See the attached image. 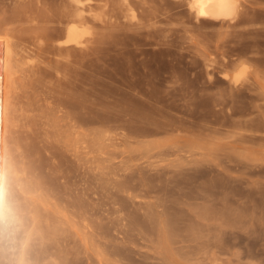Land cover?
I'll use <instances>...</instances> for the list:
<instances>
[{
  "label": "rangeland",
  "instance_id": "rangeland-1",
  "mask_svg": "<svg viewBox=\"0 0 264 264\" xmlns=\"http://www.w3.org/2000/svg\"><path fill=\"white\" fill-rule=\"evenodd\" d=\"M168 1L83 0L97 17L81 58L49 45L68 0H0V32L22 42L21 52L9 37L15 68L0 52V264H264V0H239L232 21L197 19L189 0ZM122 99L163 107L154 115L165 129L126 141Z\"/></svg>",
  "mask_w": 264,
  "mask_h": 264
},
{
  "label": "bare ground",
  "instance_id": "bare-ground-1",
  "mask_svg": "<svg viewBox=\"0 0 264 264\" xmlns=\"http://www.w3.org/2000/svg\"><path fill=\"white\" fill-rule=\"evenodd\" d=\"M62 1V0H61ZM64 1H67V0H64ZM89 1V0H88ZM87 1V2H88ZM158 1V0H157ZM168 1V0H167ZM170 1V0H169ZM168 1V2H169ZM184 1V0H183ZM183 1H182V4H183ZM84 2H86L85 0H84ZM83 2V0H68V3L67 4H65V5H61V7L62 6H64V8H62L60 11H59V15L60 16H62V19H59V21L58 22H60V24H62V27H61V29H60V34H59V32H58V34L60 35L59 37H64V39L63 38H61L62 40H60L59 38H57L58 37V34H53L52 36L54 37V38H52V36H51V38H52V40H51V42H49V45L51 44L52 45V42H56V43H54L53 44V46L55 47V49L57 50V52H59V53H61V54H68V55H72L71 57H73V54L75 55V53H77V52H79V54H77L78 56H80L81 58H84L85 56H86V53L88 52H86V50L89 48L90 49V44L91 43H93L94 44V41H92V40H95V38H93V39H91V36L94 34L93 32L96 30V29H94L93 28V26H92V28L94 29V31H92V28H91V26H90V20H91V18H96L97 17V14L96 13H93L91 10L93 9L92 7H91V5L89 6V8L91 7L92 9L90 10V11H88L86 8V6H85V3ZM86 2V3H87ZM131 2V1H130ZM160 2V1H159ZM126 3V2H125ZM129 3V2H128ZM171 3H173V2H171ZM185 3V2H184ZM189 7H190V10L191 11H193V13H194V15H195V17L197 18V19H201V18H208V19H216V20H226V21H232V20H235L236 18H237V16H238V11H239V9H238V7H239V0H189ZM127 4V3H126ZM130 4V3H129ZM160 4V3H159ZM165 4V3H164ZM164 4H163V7H165L164 6ZM169 4V3H168ZM175 4V3H174ZM87 5H89V4H87ZM128 5V4H127ZM94 6V5H93ZM158 6V5H157ZM159 7V6H158ZM178 7V6H177ZM180 7V6H179ZM187 7V6H186ZM127 8V7H126ZM130 8V7H129ZM131 8H132V6H131ZM166 8V7H165ZM181 8V7H180ZM183 8V7H182ZM163 9V12L164 11H166V12H164V15H167V9L166 10H164V8H162ZM134 10V9H133ZM161 10V9H160ZM23 11V10H22ZM94 11H95V9H94ZM184 11V10H183ZM60 12H61V14H60ZM97 12V11H96ZM172 12V11H171ZM179 12V11H178ZM126 13H128V11L126 12ZM132 13H134V16H136L135 15V12L133 11L132 12V10H131V12H130V14H132ZM185 13V12H184ZM58 14V13H57ZM169 14H171V13H169ZM16 15V14H15ZM128 15V14H127ZM133 15V14H132ZM132 15H131V17H132ZM21 16V15H20ZM32 16V15H31ZM99 16V15H98ZM100 16H101V14H100ZM99 16V17H100ZM123 16V15H122ZM23 17V16H22ZM17 18V17H16ZM61 18V17H60ZM22 19V18H21ZM134 19V18H133ZM136 19V18H135ZM194 19V18H193ZM243 19V18H242ZM249 19V18H248ZM255 19V18H254ZM18 20V19H17ZM25 20H26V16H25ZM34 20V19H33ZM246 20V19H245ZM7 21V20H6ZM32 21V20H31ZM93 21V20H92ZM95 21V20H94ZM196 21V20H195ZM201 21V20H200ZM206 21H207V19H206ZM243 21V20H242ZM26 22V21H25ZM205 22V21H204ZM203 22V23H204ZM234 22V21H233ZM16 23V22H15ZM149 23V22H148ZM148 23H145V24H142V25H133L134 27H128V28H134V29H136V30H138V28L140 29H143V27L146 29V27H148ZM239 23H240V21H239ZM59 24V25H60ZM114 24V23H113ZM124 24V23H123ZM128 24H131V22L130 23H128ZM133 24V23H132ZM148 24V25H147ZM155 24V23H154ZM154 24H152V25H154ZM157 24V23H156ZM200 24V23H199ZM242 24V23H241ZM240 24V25H241ZM249 24V23H248ZM31 25V24H30ZM46 25V24H45ZM97 25V24H96ZM125 25H127V24H125ZM203 25V24H202ZM236 25V24H235ZM11 26V25H10ZM32 26V25H31ZM41 26V25H40ZM95 26V25H94ZM150 26H151V23H150ZM157 26V25H156ZM161 26V25H160ZM185 26V25H184ZM1 27V26H0ZM23 27V26H22ZM47 27V26H46ZM98 27V26H97ZM151 27H153V26H151ZM159 27V26H158ZM162 27H164V26H162ZM191 26H189V28H190ZM18 28H20V27H18ZM29 28V27H28ZM33 28V27H32ZM126 28V27H125ZM185 28V27H184ZM192 28V27H191ZM1 29V28H0ZM6 29V28H5ZM47 29H49V28H47ZM55 29V28H54ZM99 29V28H98ZM151 29V28H150ZM150 29H149V32H150ZM159 29H161V28H159ZM164 29H166L165 27H164ZM164 29H162V30H164ZM196 29V28H195ZM14 30H15V28H14ZM30 30V29H29ZM117 30V29H116ZM123 30V29H122ZM132 30V29H131ZM162 30H160V31H162ZM167 30V29H166ZM198 30V29H197ZM20 31V30H19ZM49 31V30H48ZM127 31V30H126ZM126 31H125V33H126ZM154 31V30H153ZM152 31V32H153ZM207 31V30H206ZM8 32H10V31H8ZM44 32V33H43ZM42 33L44 34V35H42L41 34V32H40V35H42L43 37H45V35L47 34V32L46 31H43ZM45 32H46V34H45ZM103 33H104V31H102ZM139 32H141V31H139ZM143 32V31H142ZM145 32V31H144ZM143 32V33H144ZM148 32V33H149ZM167 32V31H166ZM166 32H159L158 33V36L157 37H159L160 38V42H162L163 44H165V41H167V40H163V38L164 39H166V36H167V34H166ZM223 32V31H222ZM239 32V31H238ZM241 32V31H240ZM25 33V32H24ZM151 33V32H150ZM155 33V32H154ZM156 33H157V30H156ZM161 33V34H160ZM224 34H225V32H223ZM242 33V32H241ZM240 33V34H241ZM0 34L2 35L1 37H2V39L0 38V52L3 50V48L4 49H7V51H6V53H5V57L3 58L4 60L2 61V63L4 62H6V66H9V67H11V68H15L16 67V63L18 62L17 60H19L18 58H16V56L14 55V51H15V49L16 48H10L11 47V45H13V44H11L10 43V40H9V37L10 38H14L13 40H12V42H14V44H16V47L18 46V50H20L21 48L19 47V46H22V42H21V39H19V40H17V38H15L14 36L12 37V35L11 36H9V34L7 35V36H5L4 34L5 33H1L0 32ZM28 34V33H27ZM27 34H26V36H27ZM52 33L51 32H49V35H51ZM130 34V33H129ZM146 34V33H145ZM160 34V35H159ZM244 34V33H243ZM246 34V33H245ZM38 35H39V33H38ZM38 35H36V37H38ZM48 35V36H49ZM54 35H56L57 37H55ZM61 35H63V36H61ZM151 35V34H150ZM153 35V34H152ZM155 35V34H154ZM153 35V36H154ZM220 35V34H219ZM3 36H5V37H8V40H9V42L7 43V38H4ZM29 36H31V35H29ZM32 36H34L33 34H32ZM42 36H40V38L42 37ZM95 36V35H94ZM147 36H149V35H147ZM221 36V35H220ZM240 36V35H239ZM242 36V35H241ZM155 37V36H154ZM243 37V36H242ZM247 37V36H246ZM28 37H26V39H27ZM40 38H38V39H40ZM158 38V39H159ZM240 38V37H239ZM238 38V39H239ZM245 38V37H244ZM30 39H31V41H35V40H32L33 38L32 37H30ZM37 39V40H38ZM42 40L44 39L45 40V38H41ZM50 39V38H49ZM246 39V38H245ZM244 39V40H245ZM4 40H6V41H4ZM17 40V41H16ZM29 40V39H28ZM47 42L48 41H50V40H48V37H47ZM115 40V39H114ZM136 40V39H135ZM232 40V39H231ZM234 40H236V39H234ZM244 40H242V41H244ZM254 40V39H253ZM2 41H4V43H5V47H3V42ZM99 41V44H98V46H100V43L102 44V42L104 43L106 40L104 39V38H102V39H100V40H98ZM127 41V40H126ZM145 41V40H144ZM158 41V42H159ZM250 41V40H249ZM257 41V40H256ZM255 41V42H256ZM28 42H30V40L28 41ZM32 42V44L34 45L35 44V42L33 43ZM46 42V43H47ZM115 42V41H114ZM122 42V41H121ZM235 42V41H234ZM237 42V41H236ZM246 42V41H245ZM251 42V41H250ZM249 42V43H250ZM18 43V44H17ZM37 43V42H36ZM45 43V44H46ZM108 43V42H107ZM112 43V42H111ZM169 43V42H168ZM253 43V42H252ZM7 44H9V45H7ZM21 44V45H20ZM122 44V43H121ZM128 44V43H127ZM157 44H160V43H157ZM238 44V43H237ZM245 44V43H244ZM257 44H258V42H257ZM97 45V44H96ZM114 45V44H113ZM116 45V44H115ZM225 45V44H224ZM47 46V45H46ZM52 46V48H54ZM180 46V45H179ZM251 46V45H250ZM13 47H14V45H13ZM37 48H38V46H36ZM157 47H159V46H157ZM174 47V46H173ZM176 47V46H175ZM226 47H227V45H226ZM229 47V46H228ZM50 49L49 48V46H47L46 48H43V49ZM97 48V47H96ZM95 48V49H96ZM105 48V47H104ZM182 48V47H181ZM235 48V47H234ZM254 48V47H253ZM54 49V50H55ZM121 49V48H120ZM126 49V48H125ZM161 49V48H160ZM227 49H229V48H227ZM233 49V48H232ZM17 50V54L16 55H19V52L22 50H20V51H18ZM36 50V49H35ZM91 50H92V48H91ZM127 50V49H126ZM239 50V49H238ZM5 51V50H4ZM37 51H39V50H37ZM51 51H53V49L51 50ZM97 51V50H96ZM164 51V50H163ZM223 51H225V50H223ZM240 51V50H239ZM22 52V51H21ZM40 52V51H39ZM45 52V51H44ZM37 53V52H36ZM41 53H43V52H41ZM49 53V52H48ZM59 53H58V55H59ZM119 53V52H118ZM145 53H146V51H145ZM157 53V52H156ZM160 53V52H159ZM175 53H176V51H175ZM226 53V52H225ZM21 54H23V53H21ZM52 54H54V53H52ZM120 54V53H119ZM158 54V53H157ZM166 54V53H165ZM168 54V53H167ZM166 54V55H167ZM177 54H179V53H177ZM238 54V53H237ZM243 54V53H242ZM88 55V54H87ZM112 55V54H111ZM133 55V54H132ZM182 55V54H181ZM184 55V54H183ZM226 55H228L227 53H226ZM239 55V54H238ZM248 55V54H247ZM1 56H3V55H1ZM24 56V55H23ZM23 56H22V58H23ZM26 56V55H25ZM51 56V55H50ZM154 56V55H153ZM177 56V55H176ZM18 57V56H17ZM19 57H20V55H19ZM101 58H102V56H100ZM112 57V56H111ZM164 57V56H163ZM168 57V56H167ZM170 57V56H169ZM230 57V56H229ZM243 57V56H242ZM241 57V58H242ZM252 57V56H251ZM6 58V59H5ZM53 58V57H52ZM100 58V59H101ZM113 58V57H112ZM111 58V59H112ZM178 58V56L176 57V59ZM254 57H252V59H253ZM160 59H162V58H160ZM230 59V58H229ZM53 60V59H52ZM60 60V59H59ZM116 60V59H115ZM170 60V59H169ZM175 60V59H174ZM178 60V59H177ZM237 60V59H236ZM239 60V59H238ZM242 60V59H241ZM255 60H256V58H255ZM258 60V59H257ZM260 60V59H259ZM40 61H41V59H40ZM39 61V62H40ZM55 61H57V60H55ZM119 61V60H118ZM176 61V60H175ZM179 61V60H178ZM134 62V61H133ZM146 62V61H145ZM212 62V61H211ZM214 62V61H213ZM239 62V61H238ZM241 62V61H240ZM244 62V61H243ZM66 63V62H65ZM113 63V62H112ZM164 63V62H163ZM171 63V62H170ZM223 63V62H222ZM225 63H226V65H227V62L225 61ZM225 63H223V64H225ZM230 63H231V61H230ZM229 63V64H230ZM50 64V63H49ZM68 64V63H67ZM116 64V63H115ZM138 64V63H137ZM167 64V63H166ZM176 64V63H175ZM1 65V64H0ZM74 65V64H73ZM155 65V64H154ZM167 65H169V64H167ZM176 65H178V64H176ZM211 65V64H210ZM221 65V64H220ZM237 65V64H236ZM238 65H241V64H238ZM47 66V65H46ZM46 66H44V67H46ZM67 66V65H66ZM170 66V65H169ZM214 67L213 68H215V64L213 65ZM224 66V65H223ZM59 67V65L57 66V68ZM61 67V66H60ZM141 67V66H140ZM155 67V66H154ZM173 67V66H172ZM211 67H212V65H211ZM217 67V66H216ZM228 67V66H227ZM226 67V68H227ZM30 68V67H29ZM54 68V67H53ZM57 68H56V70H57ZM131 68V67H130ZM221 68V67H220ZM43 69V68H42ZM60 69V68H59ZM62 69V68H61ZM65 69V68H64ZM69 69V68H68ZM67 69V70H68ZM153 69V68H152ZM167 69V68H166ZM218 69H219V67H218ZM3 70V69H2ZM11 70H13L14 71V69H11ZM44 70V69H43ZM55 70V69H54ZM136 70V69H135ZM159 70V69H158ZM173 70V69H172ZM211 70V69H210ZM221 70V69H220ZM27 71V70H26ZM59 71H61V70H59ZM171 71V70H170ZM29 72V71H28ZM38 72H39V70H38ZM51 72H54V71H52V69H51ZM57 72H58V70H57ZM57 72H55V73H57ZM106 72V71H105ZM108 72V71H107ZM139 72V71H138ZM41 73H43V72H41ZM50 73V72H49ZM53 74V73H52ZM83 74V73H82ZM50 75V74H49ZM109 75V74H108ZM111 75V74H110ZM151 75V74H150ZM24 76V75H23ZM125 76V75H124ZM143 76V75H142ZM54 77V76H53ZM108 77V76H107ZM113 77H115V76H113ZM131 77V76H130ZM138 77V76H137ZM111 78V77H110ZM144 78V77H143ZM159 78V77H158ZM41 79V78H40ZM75 79V78H74ZM81 79V78H80ZM112 79V78H111ZM147 79V78H146ZM162 79V78H161ZM15 80V79H14ZM24 80H26V79H24ZM106 80V79H105ZM110 80V79H109ZM140 80V79H139ZM150 80V79H149ZM166 80V79H165ZM33 81V80H32ZM108 81V80H107ZM129 82V81H131V79H129V81H128V79L127 80H125V82ZM159 81H161V80H159ZM7 82V81H6ZM80 82H82V80L80 81ZM87 82V81H86ZM118 82V81H117ZM140 82L141 81H138L137 79L136 80H132L130 83H128L129 84V91L131 90V87L132 88H134L133 90H135V89H138L139 88V90H136L135 92H139L141 89V86H139L140 85ZM162 82V81H161ZM66 83V82H65ZM102 83H103V80H102ZM143 83V82H142ZM5 84V83H4ZM10 85H11V83H9ZM18 84V83H17ZM93 84H94V82H93ZM132 86H131V85ZM150 84V83H149ZM152 84V83H151ZM163 84V83H162ZM9 85V86H10ZM80 85V84H79ZM108 85V84H107ZM143 85V84H142ZM157 85V84H156ZM12 86V85H11ZM29 86V85H28ZM69 86V85H68ZM73 86H75V85H73ZM78 86V85H77ZM111 86V85H110ZM109 86V87H110ZM128 86V85H127ZM126 86V87H127ZM153 86V85H152ZM5 87V86H4ZM80 87V86H79ZM106 87V86H105ZM12 88V87H11ZM19 88V87H18ZM17 88V89H18ZM120 88V87H119ZM123 88V87H122ZM56 89V88H55ZM100 89V88H99ZM98 89V90H99ZM30 90V89H29ZM79 90V89H78ZM82 90V89H81ZM97 90V91H98ZM105 90V89H104ZM151 90V89H150ZM157 90H158V88H157ZM84 91V90H83ZM95 91V90H94ZM102 91V90H101ZM109 91V90H108ZM119 91V90H118ZM122 91V90H121ZM142 92H143V89L141 90ZM140 91V93L142 94V92ZM146 91V90H145ZM152 91V90H151ZM151 91H149V92H151ZM160 91H162V90H160ZM24 92V91H23ZM53 92V91H52ZM124 92V91H123ZM127 92V91H126ZM131 92H132V94L133 95H135V93H133V91L131 90ZM149 92H144V94L146 95V97H152L153 98V94H152V92L151 93H149ZM17 93V92H16ZM28 93V92H27ZM106 93V92H105ZM108 93V92H107ZM112 93V92H111ZM139 93V94H140ZM160 93V92H159ZM166 93V92H165ZM21 94V93H20ZM25 94V93H24ZM60 94V93H59ZM109 94V97H110V92L108 93ZM122 94V93H121ZM120 94V95H121ZM127 94H129V95H131V97L133 96L132 94H130L129 92L127 93ZM127 94H125L124 95V93L122 94V96H124V98L123 99H125V97H127L126 95ZM156 94H157V92H156ZM23 95V94H22ZM118 95V94H117ZM120 95H119V97H120ZM136 95L138 96V93H136ZM165 95V94H164ZM168 95V94H167ZM17 96H18V94H17ZM21 96V95H20ZM30 96V95H29ZM32 96H33V94H32ZM44 96V95H43ZM48 96V95H47ZM67 96V95H66ZM97 96V95H96ZM114 96V95H113ZM137 96H135V98L137 97ZM55 98V97H54ZM54 98H51V99H53L54 100ZM66 98V97H65ZM69 98V97H68ZM134 98V99H135ZM142 98H144L145 99V97H142ZM148 98V99H149ZM152 98H151V100H152ZM67 99V98H66ZM121 99V98H120ZM122 99V101H124V104H122V107H121V109L118 111V112H120V113H116L117 114V116L116 117H118L117 119L119 120V122L117 123L116 122V117L114 116V115H112V117L114 116V118L116 119L115 121H112V122H116L117 123V126L118 127H120L121 128V130H122V132H123V135L122 136H124L125 138L128 136V134H132V133H134L135 135L133 136V134H132V136L134 137V138H136L135 136L136 135H138L139 137H142L143 138V136L145 137V136H149V134L151 135L153 132H158V131H160V130H162V128H164V127H162L161 125H163L164 126V124H162V121L160 122V123H158L159 121H155V119L157 118L155 115L156 114H159V112L160 111H162L163 110V107H162V109L159 111V109H158V111H154V110H152V111H150V110H148V108H150L152 105H150V107H149V105L147 104L148 102H146L145 104H146V106L148 107H143V108H139V109H137V106L135 105V104H130L129 103V98H128V100H123ZM158 99H161V98H157V100ZM23 100V99H22ZM70 100V99H69ZM109 100V99H108ZM133 100V99H132ZM138 100V98L136 99V101ZM143 100V99H142ZM142 100H139V101H142ZM147 100V99H146ZM148 100L149 101V103L150 102H153L154 100ZM37 101V100H36ZM56 101V100H55ZM75 101V100H74ZM111 101V100H110ZM114 101V100H113ZM167 101V100H166ZM82 102V101H81ZM134 102V101H133ZM138 102V101H137ZM143 102H144V100L142 101V103H139V104H142V105H144L143 104ZM160 102H162V101H160ZM160 102H159V105H160ZM164 102V101H163ZM35 103V102H34ZM68 103V102H67ZM84 103V102H83ZM121 103V102H120ZM135 103V102H134ZM157 103H158V101H157ZM33 104V103H32ZM71 104H72V102H71ZM156 103H154V105H155ZM76 105V104H75ZM154 105H153V108H154ZM162 105V104H161ZM33 106H34V104H33ZM32 106V107H33ZM51 106V105H50ZM109 106V105H108ZM40 107V106H39ZM43 107V106H42ZM74 107V106H73ZM165 107V106H164ZM56 108V107H55ZM59 108V107H58ZM78 108V107H77ZM112 108V107H111ZM116 108H118V107H116ZM152 107H151V109H153ZM159 108V107H158ZM166 108V107H165ZM89 109V108H88ZM155 109H157V108H155ZM107 110V109H106ZM112 110V109H111ZM116 110V109H115ZM51 111V110H50ZM116 111V112H117ZM163 111H165V110H163ZM163 111H162V113H163ZM166 111H167V109H166ZM54 112V111H53ZM58 112V111H57ZM77 113V112H76ZM83 113V112H82ZM112 112H109V114H111ZM162 113H160V114H162ZM168 113V112H167ZM55 114V113H54ZM113 114H115V112H114V109H113ZM155 114V115H154ZM165 114V112L163 113V115ZM100 115V114H99ZM101 115H107V114H101ZM100 115V116H101ZM168 115V114H167ZM83 116V115H82ZM99 116V117H100ZM157 116H159V115H157ZM170 115H168V118H170L169 117ZM97 117V116H96ZM98 117V118H99ZM103 117V116H102ZM106 117V116H105ZM108 117H111V115H109V116H107V118ZM160 117H163V116H159L158 118H160ZM76 118V117H75ZM94 118V116L92 117V119ZM98 118H95V121H96V119H98ZM106 118V120H107V122L105 123H103V124H106V125H111L112 124V122L109 120V119H107ZM114 118H112L111 120H113ZM88 119V118H87ZM100 119V118H99ZM98 119V120H99ZM103 119L105 120V118L103 117ZM74 120V119H73ZM105 120V121H106ZM110 121V123L109 124H107L109 121ZM158 120V119H157ZM170 120V119H169ZM168 120V121H169ZM78 121V120H77ZM138 121H140V122H142V125H143V127H138L139 126V124H137L136 122H138ZM171 121V120H170ZM170 121L168 122V123H170ZM173 121V120H172ZM79 122V121H78ZM101 122H103L102 121V119H101ZM121 122V123H120ZM134 122L138 125H136V124H134ZM83 123V122H82ZM87 123V122H86ZM116 123H114L113 124V127L112 128H116V127H114V125H116ZM133 123V124H132ZM144 123V124H143ZM175 123V122H174ZM173 123V124H174ZM96 124V123H95ZM120 124V125H119ZM130 124L132 125V126H130ZM166 124H167V122H166ZM92 125V124H91ZM94 125V124H93ZM100 125V124H99ZM102 125V124H101ZM109 125V126H110ZM133 125H135V126H133ZM145 125V126H144ZM170 125V124H169ZM75 126H76V124H75ZM95 126V125H94ZM97 126V125H96ZM96 126H95V128H96ZM137 126V127H136ZM167 126V125H166ZM89 127H92V126H89ZM100 127V126H99ZM111 127V126H110ZM102 128V127H101ZM172 127H170V129H171ZM89 129V128H88ZM93 129V128H92ZM98 129V128H97ZM118 129L119 128H117V130H116V132L118 131ZM129 129H131V131H129ZM165 129V128H164ZM169 129V130H170ZM86 130V129H85ZM90 130V129H89ZM100 130V129H99ZM112 130V129H111ZM120 130V129H119ZM128 130V132H126ZM175 130V129H174ZM87 131V130H86ZM94 131V130H93ZM98 131V130H97ZM91 132H92V130H91ZM101 132V131H100ZM103 132V131H102ZM115 132V131H114ZM121 132V131H120ZM111 133V132H110ZM159 133V132H158ZM80 134V133H79ZM92 134V133H91ZM98 134V133H97ZM131 134H130V136H131ZM114 135V134H113ZM111 136V135H110ZM109 136V137H110ZM115 136V135H114ZM137 136V137H138ZM78 137V136H77ZM100 137V136H99ZM86 138H87V136H86ZM86 138H84V139H86ZM111 138V137H110ZM117 138V137H116ZM130 138V137H129ZM113 139V138H112ZM124 139V138H123ZM132 139V138H131ZM93 140V139H92ZM100 140H102V139H100ZM125 140V139H124ZM136 140V139H135ZM95 141V140H94ZM115 141V140H114ZM126 141H127V138H126ZM129 141H131V140H129ZM138 141V140H137ZM144 141V140H143ZM92 142V141H91ZM125 142V141H124ZM102 143H103V141H102ZM90 144H92V143H90ZM99 144V143H98ZM114 144H116V143H114ZM125 144H128V143H125ZM130 144H132L131 142H130ZM97 145V144H96ZM123 145V144H122ZM120 146V145H119ZM100 147V146H99ZM108 147H109V145H108ZM117 147H118V144H117ZM97 150V149H96ZM102 150V149H101ZM104 151V150H103ZM198 162V161H197ZM122 164V163H121ZM198 164V163H197ZM127 165H128V163H127ZM120 166V165H119ZM130 166V165H129ZM123 167H124V165H123ZM198 167V166H197ZM120 168V167H119ZM127 168V167H126ZM114 169H116V168H114ZM122 170V169H121ZM115 171V170H114ZM127 171V170H126ZM132 171V170H131ZM119 172V171H118ZM123 172V171H122ZM144 172V171H143ZM162 173H164V172H162ZM115 174V173H114ZM121 174H123V173H121ZM131 174V173H130ZM136 174V173H135ZM160 174V173H159ZM170 174V173H169ZM175 174V173H174ZM179 174V173H178ZM177 174V175H178ZM182 174V173H181ZM139 175V174H138ZM96 176V175H95ZM140 176V175H139ZM144 176H146L145 174H144ZM142 177H143V175H142ZM141 177V178H142ZM156 177V176H155ZM120 178V177H119ZM118 178V179H119ZM148 178V177H147ZM158 178V177H157ZM163 178V177H162ZM161 178V179H162ZM170 178V177H169ZM176 178V177H175ZM174 178V179H175ZM94 179V178H93ZM130 179H132V178H130ZM135 179V178H134ZM137 179H138V177H137ZM152 179H154V178H152ZM160 179V180H161ZM164 179V178H163ZM177 179V178H176ZM95 180V179H94ZM121 180V179H120ZM128 180H129V178H128ZM139 180H140V178H139ZM155 180V179H154ZM157 180V179H156ZM159 180V181H160ZM116 181V180H115ZM115 181H113V182H115ZM124 181V180H123ZM130 181V180H129ZM128 181V182H129ZM134 181H136V180H134ZM143 181V180H142ZM146 181V180H145ZM144 181V182H145ZM148 181V180H147ZM153 181V180H152ZM164 181H166V180H164ZM176 181V180H175ZM179 181V180H178ZM118 182H120V181H118ZM122 182V181H121ZM157 182V181H156ZM162 182H163V180H162ZM172 182V181H171ZM170 182V183H171ZM117 183V182H116ZM130 184H131V182H129ZM129 183H125L127 186H128V184ZM143 183V182H142ZM147 183V182H146ZM145 183V184H146ZM151 183V182H150ZM169 183V184H170ZM178 183V182H177ZM89 184V183H88ZM96 184V183H95ZM124 184V183H123ZM135 184H136V182H135ZM141 184V183H140ZM158 184V183H157ZM167 184V183H166ZM175 184V183H174ZM143 185V184H142ZM151 185H152V183H151ZM154 185V184H153ZM165 185V184H164ZM94 186V185H93ZM118 186V185H117ZM126 186V187H127ZM130 186V185H129ZM128 186V187H129ZM148 186V185H147ZM163 186V185H162ZM176 186V185H175ZM125 187V188H126ZM166 187V186H165ZM117 188V187H116ZM119 188V187H118ZM131 188V187H130ZM142 188V187H141ZM145 188V187H144ZM148 188V187H147ZM154 188V187H153ZM169 188V187H168ZM96 189V188H95ZM133 189H135V188H133ZM177 189V188H176ZM96 190H99V189H96ZM124 191H126L125 189H123ZM140 190V189H139ZM149 190V189H148ZM158 190H161V189H158ZM173 190V189H172ZM153 191V190H152ZM176 191V190H175ZM178 191H180V189H178ZM101 192V191H100ZM182 192V191H181ZM126 193V192H125ZM132 193V192H131ZM130 193V194H131ZM133 193H135V191L133 192ZM148 193V192H147ZM178 193V192H177ZM184 193V192H183ZM175 194V193H174ZM101 195V194H100ZM127 195V194H126ZM129 195V194H128ZM166 195V194H165ZM179 195V194H178ZM139 196V195H138ZM183 196V195H182ZM119 197V196H118ZM129 197H130V195H129ZM123 198V197H122ZM181 198V197H180ZM80 199V198H79ZM125 199H127V198H125ZM171 199H174V198H171ZM125 201V200H124ZM128 201V200H127ZM174 201V200H173ZM120 202V201H119ZM84 203V202H83ZM89 204V203H88ZM127 204V203H126ZM177 204V203H176ZM80 205V204H79ZM82 205V204H81ZM172 205V204H171ZM91 206H92V204H91ZM122 207V206H121ZM130 207H131V205H130ZM129 207V208H130ZM171 207H173V206H171ZM88 208V207H87ZM92 208V207H91ZM124 208V207H123ZM128 209V208H127ZM98 210V209H97ZM126 210V209H125ZM129 210V209H128ZM167 210V209H166ZM87 211V210H86ZM91 211H95V210H91ZM109 211V210H108ZM156 212H158V211H156ZM155 212V213H156ZM87 213V212H86ZM90 213V212H89ZM127 213V212H126ZM153 213V212H152ZM173 213V212H172ZM95 214V213H94ZM137 214V213H136ZM147 214V213H146ZM169 214H170V211H169ZM167 215V214H166ZM128 216V215H127ZM126 217V216H125ZM129 217V216H128ZM133 217V216H132ZM152 217V216H151ZM154 217V216H153ZM164 217V216H163ZM136 218H137V216H136ZM135 218V219H136ZM156 218H157V216H156ZM172 218V217H171ZM170 218V220H172ZM143 219H145V218H143ZM147 219V218H146ZM158 219V218H157ZM174 219V218H173ZM132 220V219H131ZM139 220V219H138ZM154 220V219H153ZM156 220V219H155ZM154 220V221H155ZM169 220V221H170ZM142 221V220H141ZM158 221V220H157ZM167 221H168V219H167ZM172 221H174V220H172ZM176 221V220H175ZM174 221V222H175ZM135 222V221H134ZM137 222H140V221H137ZM150 222L149 221V219L148 220H146V225H147V227L149 226L150 227V223L148 224V223ZM156 222V221H155ZM164 222V221H163ZM162 222V223H163ZM131 223V222H130ZM143 223V222H142ZM158 223V222H157ZM172 222L170 221V224H171ZM133 223H131V225H132ZM138 224H140V223H138ZM169 224V223H168ZM173 224V223H172ZM130 225V226H131ZM143 225V224H142ZM141 225V226H142ZM146 225L144 224L143 225V228H145L146 227ZM104 226V225H103ZM103 226H102V228H103ZM145 226V227H144ZM155 226L157 227V224H155ZM154 226V227H155ZM168 226V225H167ZM173 227H174V224L172 225ZM137 227V226H136ZM146 227V228H147ZM148 227V228H149ZM152 227V226H151ZM164 228H165V226H163ZM169 227H170V225H169ZM106 228V227H105ZM104 228V229H105ZM123 228V227H122ZM137 228H139V226L137 227ZM141 228V227H140ZM142 228V229H143ZM147 228V229H148ZM153 228V227H152ZM175 228V227H174ZM111 229V228H110ZM125 229H127V228H125ZM125 229H123V230H125ZM129 230V229H128ZM152 230V229H151ZM159 231V230H158ZM166 231V230H165ZM176 231V230H175ZM125 232V231H124ZM132 232V231H131ZM130 232V233H131ZM140 232H141V230H140ZM144 232V231H143ZM171 232H172V228H171ZM174 232V231H173ZM139 233V232H138ZM151 233V232H150ZM157 233V232H156ZM167 233H168V231H167ZM145 234V233H144ZM149 234V233H148ZM172 234V233H171ZM175 234V233H174ZM124 235V234H123ZM126 235V234H125ZM128 235V234H127ZM130 236H132V235H130L129 234V237ZM142 236V235H141ZM170 236V235H169ZM135 237V236H134ZM124 238H126V237H124ZM170 238H171V236H170ZM173 238V237H172ZM130 239V238H129ZM171 240V239H170ZM134 241V240H133ZM129 242V241H128ZM174 242V241H173ZM170 244V243H169ZM175 245V244H174ZM122 249V248H121ZM125 251V250H124ZM126 254H127V252H126ZM124 255V254H123Z\"/></svg>",
  "mask_w": 264,
  "mask_h": 264
}]
</instances>
